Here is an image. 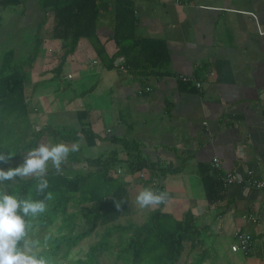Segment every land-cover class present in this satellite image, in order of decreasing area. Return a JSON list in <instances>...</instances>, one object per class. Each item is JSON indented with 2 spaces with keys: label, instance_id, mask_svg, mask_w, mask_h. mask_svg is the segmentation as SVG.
Returning a JSON list of instances; mask_svg holds the SVG:
<instances>
[{
  "label": "crops",
  "instance_id": "1",
  "mask_svg": "<svg viewBox=\"0 0 264 264\" xmlns=\"http://www.w3.org/2000/svg\"><path fill=\"white\" fill-rule=\"evenodd\" d=\"M99 1L96 33L111 58L117 50L111 38L117 0ZM124 1L136 17V35L166 46L163 63L145 75L121 69L123 57L107 68L86 38L58 71L63 40L52 36L50 10L39 0H20L8 16L2 15L5 8L0 12L1 46L31 66L24 94L33 130L53 134L55 144H77L66 161L75 155L80 164L96 157L98 148L100 154L117 150L126 158L114 137L136 141L142 157L158 170L132 173L125 163L119 166L128 197L152 179L168 194L163 212L180 220L190 211L202 227L200 245L194 250L186 245L176 264H264V189L222 184V198L209 203L201 178L204 169L219 178L251 170L264 180V0ZM80 111H87L95 145H87L81 134L76 141L64 140L81 129ZM158 207L149 206L148 212ZM237 230L253 238L247 252L231 250Z\"/></svg>",
  "mask_w": 264,
  "mask_h": 264
},
{
  "label": "trees",
  "instance_id": "2",
  "mask_svg": "<svg viewBox=\"0 0 264 264\" xmlns=\"http://www.w3.org/2000/svg\"><path fill=\"white\" fill-rule=\"evenodd\" d=\"M19 2L0 0V6ZM39 3L53 14L52 36L63 40L64 53L60 57L58 71L81 38L90 41L107 68L114 66L117 57H123L125 68L140 70L145 75L146 70L152 71L163 63L159 58L166 46L162 41L136 35V17L127 1L115 2L111 38L117 50L111 58L105 57L104 47L96 33V21L101 16L99 0H39ZM22 63L14 59L11 49L4 51L0 62V153H11L10 161L19 159L27 148L33 150L43 132V129L34 131L28 121L22 124L28 116L29 105L24 94L26 62ZM77 115L81 129L72 130L64 140L76 141L81 134L87 145H95L97 135L86 122L87 111H80ZM112 141L122 146L126 158H122L119 151L112 150L86 159L88 169L84 171L73 169L72 164L80 163V160L70 155L59 171L55 168L47 170L44 178L48 181V188L44 193L37 192L38 178L35 176H18L13 181L0 182V191L5 194L45 202V212L24 219L30 225L27 239L31 242L33 254L45 258L48 264H102L100 257L105 253L123 264H176L186 245L190 250L200 245L202 227L196 224L190 211L178 220L163 212L160 204L148 212L142 223L128 219L132 212L128 182L116 175L117 168L125 163L135 173L145 167L155 171L158 166L142 157L136 141L117 137ZM4 164L7 163H0V168ZM8 168L15 167L10 165ZM201 178L209 203L222 198V182L215 173L204 169ZM143 187L160 192V186L152 179L144 180ZM48 192L53 194L51 200H45ZM114 201L121 204L120 209L116 208ZM122 217L126 218L125 222L119 221ZM93 233L99 239L81 256L74 255L72 249L78 242Z\"/></svg>",
  "mask_w": 264,
  "mask_h": 264
},
{
  "label": "clouds",
  "instance_id": "3",
  "mask_svg": "<svg viewBox=\"0 0 264 264\" xmlns=\"http://www.w3.org/2000/svg\"><path fill=\"white\" fill-rule=\"evenodd\" d=\"M78 149L77 144H73L71 148L63 143L54 146L41 144L28 153L21 165L7 170L0 168V182L13 180L18 176H35L38 178L37 192L44 193L48 188V181L44 178L48 162L51 161L53 167L59 171L69 152ZM12 156L11 153L7 155L0 153V163H8ZM52 198L51 192L45 195V200ZM167 199V192L157 193L145 188L137 195L136 203L140 208H146L163 204ZM114 203L116 208L120 209L121 204L115 201ZM45 210L44 201L18 199L0 191V264H48L45 258L33 254L31 242L27 239L30 225L24 219L29 215L34 217Z\"/></svg>",
  "mask_w": 264,
  "mask_h": 264
},
{
  "label": "rangeland",
  "instance_id": "4",
  "mask_svg": "<svg viewBox=\"0 0 264 264\" xmlns=\"http://www.w3.org/2000/svg\"><path fill=\"white\" fill-rule=\"evenodd\" d=\"M4 8H5V11L4 12H2L3 10H4ZM11 9H13V6L12 5H10V6H6V7H0V12H2V15H3V17L4 16H8L7 14L11 11ZM2 44H0V62L2 61V59H3V53H4V51L5 50H8V49H6L5 47H2L1 46ZM9 49H11V48H9ZM32 50H37V49H35V48H33ZM42 50V49H41ZM20 59V61H22V62H26L25 64L24 63H22V64H24V69H25V73H26V80L27 79H29V70H28V68L26 67V65H29V59H26V58H23V57H21V58H19ZM25 121H28V123L31 125V122H30V118H29V116H27V118L26 119H24L23 121H22V124L23 123H25ZM33 129V128H32ZM36 131V130H35ZM53 134H51V133H47V131H45V129H43V132L41 133V136H40V140L39 141H37V143H36V146H35V148H37L39 145H41V144H46V145H48V146H54V145H56L55 144V141H54V135L52 136ZM44 138H43V137ZM56 138H57V136H56ZM57 139H59V138H57ZM34 148V149H35ZM99 150H100V148H98V149H96L95 150V152H96V157H97V155L99 154L100 155V152H99ZM31 150L30 149H25V152H23L21 155H20V158L19 159H16V160H12V161H10L9 163H7V164H4L3 166H2V169H6V168H8L10 165H13L14 167H17V166H19V165H21L22 163H23V161H24V158H26L27 157V155H28V153L30 152ZM78 153H82V152H78ZM98 155V156H99ZM79 156V155H78ZM66 161V160H65ZM83 162V161H82ZM71 164V163H70ZM61 165H63V163L61 164ZM73 166V169H78V168H80V169H82V170H84V171H86L88 168V165H86V163L85 162H83V164H80V163H73L72 164ZM123 166V165H122ZM124 168H125V166H123ZM52 168H54L53 167V165H52V162L51 161H49L48 162V165H47V170H50V169H52ZM119 172H118V170L116 171V175L118 174ZM28 177H31V176H28ZM24 178H27V177H24ZM14 180V179H13ZM12 180V181H13ZM137 195H138V193L136 192V191H130L129 192V204H130V208H131V210L133 211V213H131L129 216H128V219H130V220H134L135 222L136 221H141V220H143L144 218H145V216L148 214L147 212H148V210H149V207H146V208H140L139 207V205L136 203V197H137ZM71 208H69V210H70ZM125 219L126 218H124V217H122V218H120V220L119 221H121V222H125ZM80 222V221H79ZM80 224V223H79ZM53 231H55L54 229H52ZM99 236L96 234V233H93L91 236H89V237H85V238H82L79 242H78V245L74 248V249H72V252H73V254L74 255H76V256H81L83 253H85L87 250H88V248H89V245H91L92 243H94L96 240H98L99 238H98ZM112 262H114L115 264H116V262H117V260L114 258V256L113 255H110L109 253H105V254H103V255H101V257H100V263H102V264H110V263H112ZM117 264H123V263H121V262H117Z\"/></svg>",
  "mask_w": 264,
  "mask_h": 264
},
{
  "label": "built area",
  "instance_id": "5",
  "mask_svg": "<svg viewBox=\"0 0 264 264\" xmlns=\"http://www.w3.org/2000/svg\"><path fill=\"white\" fill-rule=\"evenodd\" d=\"M121 69H124V65L121 64L119 66ZM69 77L71 75H68ZM180 79L183 81H192L194 80V83L196 87L200 88L201 87V82L196 81L193 79L191 76H185V75H180ZM150 88H147L149 90ZM212 165L214 169L219 168V162L217 158L212 159ZM142 176V174H141ZM220 180L223 185H241V186H250L256 189H264V180L257 179L253 175V171H248L246 176H241L235 172H227L223 175L220 176ZM248 219L252 220L253 222H256V218L252 217L251 215H248ZM234 239L235 243L231 245V250L232 251H238V250H243L244 252H247L250 247L252 246L253 238L249 233H245L242 231H235L234 232Z\"/></svg>",
  "mask_w": 264,
  "mask_h": 264
}]
</instances>
